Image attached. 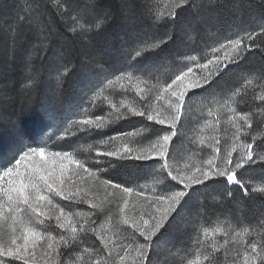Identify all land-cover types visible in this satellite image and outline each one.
I'll return each instance as SVG.
<instances>
[{
    "label": "snow or ice",
    "instance_id": "obj_1",
    "mask_svg": "<svg viewBox=\"0 0 264 264\" xmlns=\"http://www.w3.org/2000/svg\"><path fill=\"white\" fill-rule=\"evenodd\" d=\"M171 4L172 7L166 11H157L150 3L146 4L151 35L136 42L143 48H137L134 54L129 53V62L125 67L111 71L116 82L127 79L129 88L136 92L143 105L137 108L109 101L111 115L94 114L73 121L76 126L74 132L81 134L77 138L83 140L96 137L98 130L130 117L150 122L142 129L149 135H142L136 144L124 141L122 137L135 136L137 132L109 135L107 140L100 141L99 147L92 148L95 155L87 159L78 158L73 151L66 150L74 141H65L50 149L38 140H21L18 151L11 159H0V264L17 261L19 264H38V249L44 264H65V258L73 253L79 254L83 264H128L130 256L131 264H153L152 255L160 238L195 193L220 188L229 198L237 190L249 198L254 193L264 196V177L261 178L262 186L255 187L249 176L257 165L264 171V135H258L264 126V119L257 116V113L264 114V74L258 81L239 77L228 92L215 98L214 105L209 104L207 118L200 124L199 132L212 129L211 143H207L203 135L190 140L193 145L191 150L201 154L200 164L185 165L183 169L174 167L171 155L175 138L183 135L182 120L186 117L189 101L209 93L211 89L208 86L215 88L229 73L238 72L239 67L231 68L229 65L239 66L246 54L258 47L253 42L257 36L264 37V27L259 32L245 31L228 43L212 48L213 53L223 51L224 54L212 56L206 62H199L195 55L186 56V60L196 62L195 67L206 70V75L194 74L193 65H185L186 70L178 71L169 81L149 85L143 79L147 69L136 58L142 57L145 52H162L169 42H175L174 29L187 12L194 10L193 0H171ZM99 26L98 23L96 27ZM77 29L88 33L92 26L77 22V27L71 30L76 32ZM149 40L151 43H148ZM134 80L137 81L135 85ZM109 85H113L112 79L101 82L95 88L103 92ZM153 87L156 92L150 95ZM200 89L203 92L196 91ZM127 91L128 88H122V92ZM96 99L93 91L88 106L95 104ZM153 101L163 103L160 108H153ZM221 108L225 109L223 113ZM224 122H227V127L222 126ZM228 128L232 130V144L225 150L220 135ZM117 140L120 141L119 147H107L108 143ZM209 148L211 152L205 151ZM73 166L75 174H82L81 180L85 183V178H92L104 185L106 196L103 201L99 204L94 202L90 198L91 188L82 190L76 182L70 189H65L66 173L73 170ZM148 169L161 173L158 192L148 194L129 186L126 177ZM117 194H121L116 201L119 215L109 238L106 231L98 229V221L94 217L100 213H105L106 218L110 216L111 209L106 206L113 203ZM133 195L143 201L138 218L129 216ZM54 197L68 204L54 205ZM84 203L93 211L82 219L73 205ZM45 205H54L58 212L49 214ZM135 207L131 204L132 209ZM241 223L237 222V226L232 223L205 226L196 231L193 236L196 254L188 258L186 264H223L218 255L222 246L224 257L231 255L233 250L239 256L242 250V264H264V219L246 226H240ZM50 226L55 228L54 233L47 230ZM217 236L223 237V240H217ZM88 237H95L99 244L93 241L95 246H88ZM232 264H237L235 259Z\"/></svg>",
    "mask_w": 264,
    "mask_h": 264
},
{
    "label": "trees",
    "instance_id": "obj_2",
    "mask_svg": "<svg viewBox=\"0 0 264 264\" xmlns=\"http://www.w3.org/2000/svg\"><path fill=\"white\" fill-rule=\"evenodd\" d=\"M165 1L169 0H0V159H11L21 140H38L50 149L65 141H74L66 150L87 159L95 155L92 148L99 147L100 141L107 140L109 135L138 131L149 135L142 129L150 122L130 117L98 130L96 137L83 140L77 138L81 134L74 132L73 121L94 114L108 116L109 101L116 102L117 98L109 95L110 85L103 92L95 86L106 83L107 79L115 81L111 71L125 67L129 53L143 48L136 42L151 35L145 6L150 3L155 9L166 11L172 4L170 1L166 7H161ZM193 4L194 10L187 12L174 29L175 42H169L162 52H145L136 58L147 69L143 78L159 76L167 82L178 71L185 70L186 56L195 55L199 62H205L212 48L228 43L245 31L259 32L264 27L262 0H193ZM77 22L91 25L92 30L73 32L71 29L77 27ZM262 41L264 37L257 36L253 43L258 47L248 52L239 66L229 65L239 67L238 72L229 73L215 88L209 85V93L195 96L191 101L201 107L214 105L215 98L228 92L239 77L258 81L264 74ZM93 91L96 103L88 106ZM196 91L203 92V89ZM138 102L141 107L142 103ZM257 116L264 119L262 113ZM258 135H264V126ZM113 144L115 142H110L107 147L111 149ZM156 171L148 169L126 177L129 186L147 183ZM249 176L252 186H262L264 171L260 165ZM195 198L198 200L193 203ZM176 217H179L177 221H183L175 229L179 233L166 242L168 230L164 232L158 245L167 249L156 245L153 264H186V260L196 254L193 236L205 226L227 223L237 226V222L246 226L264 219V196L254 193L249 198L237 190L229 198L220 188L209 189L195 193ZM216 239L223 240V237ZM93 241L99 244L95 237L86 238L88 246L94 247ZM222 253L223 246L218 254L223 264H232L233 259L242 264V251L239 256L235 250L227 257ZM76 254L66 257L65 263L69 258H76ZM166 259L169 261L165 262Z\"/></svg>",
    "mask_w": 264,
    "mask_h": 264
},
{
    "label": "rangeland",
    "instance_id": "obj_3",
    "mask_svg": "<svg viewBox=\"0 0 264 264\" xmlns=\"http://www.w3.org/2000/svg\"><path fill=\"white\" fill-rule=\"evenodd\" d=\"M171 0L169 1H165L163 2L160 6L165 7L167 5V3H169ZM157 11H161V8H157ZM207 59L211 58L212 56H222L224 53L219 52V53H213L212 51L207 53ZM183 59V58H182ZM206 62V61H205ZM196 62L194 61H188L185 60L183 62V65H193V72L194 74H197L199 76H204L206 75V70H202L199 69L197 67H195ZM203 63V62H202ZM211 67V66H210ZM186 70V69H185ZM145 79V78H143ZM148 81L149 85H159V84H163L165 83L164 80L162 78H160L159 76L157 78H151V79H146ZM137 83L136 80L133 81V85H135ZM140 87H144L143 84L139 85ZM111 88L110 92L111 96L114 95L116 96L117 100L116 103L120 104H127L130 107H140V103L138 101L139 100V96L136 94V92L129 88L128 85V81L127 79H122L119 82L113 81V85H110ZM122 88H128V91L122 92ZM156 92V88L153 87L151 89V93H149L150 95H154ZM110 101H113L110 99ZM143 105V101H140ZM163 102H161L160 104L155 103L154 101L151 104V107L153 108H160ZM209 106V105H208ZM206 107H201L200 105H198V103L196 101H189L188 104V111L186 112V117L182 120L184 127H183V135L178 136L177 138H175L176 140L174 141V148L171 149V155L173 157V165L174 167H179L181 169L184 168L185 165H198L201 163V154L197 151H192V147L193 145L190 143L191 139H195L198 137V135H203L205 141L207 143H211V136L214 135L212 129H208L206 128V130L203 133L199 132V126L201 123H203L204 119L207 118L206 117V113H207V108ZM221 113H223L225 111V109L221 108L220 109ZM111 109L108 112V116L111 115ZM210 119V118H209ZM223 127H227V122H224V124L222 125ZM194 129V130H193ZM231 128H228V131L221 134L220 135V139H221V143H222V147L225 150H228L231 147L232 144V139H231ZM138 134L135 136H129L126 138H122L124 141H127L129 143L132 144H136L137 141H139L141 139L142 134L138 131ZM120 141L117 140L115 142V144H113V147L111 149H115L117 147H119ZM189 145V146H188ZM205 151L207 152H211V149H205ZM81 175H77L75 174L74 171V166H73V170H70L68 173H66V183L64 185L65 189H70L73 186V182H76L77 186L81 187L82 190L87 189V188H91V196L90 198L93 199L94 202L96 203H100L101 201L104 200L105 196H106V190L104 185L101 182L98 181H93L92 178H85L86 179V183L84 181L81 180ZM164 175H166V173H164ZM162 179L161 173L156 171V175L152 177V179L150 181H148L145 184H142L140 186L136 187V188H140L142 191H144L145 193H152V192H158L160 190V183L159 181ZM255 186V185H254ZM256 186H260L257 185ZM119 195L121 194H117V197L113 198V203L111 205H107L106 208H110L111 209V214L110 216H108L106 218L105 213H100L96 219L98 221V229L101 231H106L107 235L109 236V238H111L113 231L115 230L113 225L116 222L117 216L119 215L118 212V208H117V200L119 199ZM198 199L195 198V200L193 201V203H195ZM59 204L60 206H64L67 205L68 202L67 201H63L61 200L59 197H54V205ZM131 204H135V209L131 208ZM131 204H130V210H129V216L130 217H135L138 218L139 212L142 210V204L143 201L140 198L135 197V195H133V197L131 198ZM47 206L45 205V210L49 212V214H56L58 212V208H56L55 206ZM74 208L77 209V211H79L80 213V217L86 218L87 213L90 211H93L92 209H90L88 207L87 203L84 204H77V205H73ZM182 211H180L181 213ZM179 216V215H178ZM179 217H176L175 220L172 223V226L168 229V234H166V242L168 241V239L176 233L175 229L177 228L178 225H181V223H183V221H177L176 219ZM95 219V217H94ZM109 220H111V223H109ZM54 224V222H53ZM182 226H184V224H182ZM48 231L51 232H55V228L54 227H49L47 229ZM217 238H220L219 236H217ZM238 247V246H237ZM157 248L159 249H163L164 246L162 245H158ZM167 249V248H164ZM242 251V250H241ZM37 255L39 258L38 260V264H44L43 258L40 256V250H37ZM132 255L134 256L135 253H132ZM76 256L73 258H69L67 260V262L65 264H83V262L79 259V254L74 255ZM243 256V254H242ZM131 259L132 257H129V261L128 264H131ZM169 260H165V262H168ZM13 264H19V262H13ZM182 264V263H181Z\"/></svg>",
    "mask_w": 264,
    "mask_h": 264
}]
</instances>
